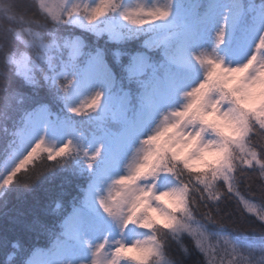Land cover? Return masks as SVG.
<instances>
[{"label":"snow or ice","instance_id":"1","mask_svg":"<svg viewBox=\"0 0 264 264\" xmlns=\"http://www.w3.org/2000/svg\"><path fill=\"white\" fill-rule=\"evenodd\" d=\"M0 216V264H264V0H0Z\"/></svg>","mask_w":264,"mask_h":264},{"label":"trees","instance_id":"2","mask_svg":"<svg viewBox=\"0 0 264 264\" xmlns=\"http://www.w3.org/2000/svg\"><path fill=\"white\" fill-rule=\"evenodd\" d=\"M61 180L59 178L45 182L41 184L33 193L27 195L26 198L18 205L21 210H28L32 208L42 209L45 206L51 205L54 207L53 200L59 198L63 203L64 207L70 210V203L73 197L78 195V190L75 184H65L62 188L60 187ZM15 203V198L13 197ZM11 207V205H10ZM10 229L13 227L10 222H6L3 216H0V233L3 232L5 226ZM16 233L20 235L21 239L27 245L44 246L46 243V237L43 235L37 236L35 233H30L22 226H16ZM4 259L3 255L0 254V261ZM195 256L192 257L194 261Z\"/></svg>","mask_w":264,"mask_h":264}]
</instances>
